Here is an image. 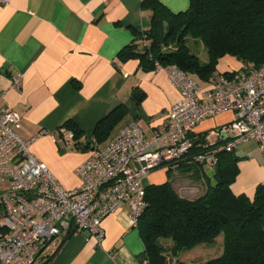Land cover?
<instances>
[{
	"label": "crops",
	"instance_id": "1",
	"mask_svg": "<svg viewBox=\"0 0 264 264\" xmlns=\"http://www.w3.org/2000/svg\"><path fill=\"white\" fill-rule=\"evenodd\" d=\"M144 1L0 3V91L8 90L0 107L17 114L13 130L31 141V152L65 190L80 185L75 170L93 144L110 140L133 119L142 123L146 136H151L179 98L163 70L145 71L138 58L122 60L118 56L151 26L152 11ZM157 1L173 13L187 10L190 2ZM195 50L199 55L205 48L198 43ZM241 66L235 57L225 55L218 60L214 74L237 71ZM190 75L202 89L208 86L209 80ZM15 79L18 86L11 89ZM135 92L143 97L137 100ZM116 109L121 113L117 123L100 143L96 142L93 132L97 122ZM234 117V112L227 111L205 118L190 135L206 134L210 142L219 137L227 139L225 129ZM69 121L82 131L78 139L81 144H76L74 135L69 142L64 139L62 130H70L65 127ZM209 134L215 139L210 140ZM234 152L240 160L231 190L251 196L257 184L264 182L263 156L254 141L239 144ZM165 180V170L155 169L144 184ZM101 227V241L87 231L72 228L70 233L41 242L34 264H146L144 243L126 207L104 217Z\"/></svg>",
	"mask_w": 264,
	"mask_h": 264
},
{
	"label": "built area",
	"instance_id": "2",
	"mask_svg": "<svg viewBox=\"0 0 264 264\" xmlns=\"http://www.w3.org/2000/svg\"><path fill=\"white\" fill-rule=\"evenodd\" d=\"M9 0H0L2 5ZM179 98L166 120L146 136L140 121L130 120L108 141L93 144L88 157L76 168L80 185L63 189L47 165L30 150V142L14 130L17 114L0 107V264H34L41 242L83 230L97 241L103 237L104 217L124 207L132 224L145 205L144 180L149 172L165 169L189 149L190 132L203 119L234 112L227 125L226 149L254 141L264 158V65L246 66L228 74L213 75L204 89L176 65L162 66ZM18 80L10 88H16ZM8 90L0 91L3 101ZM70 141L71 130L63 129ZM214 163L212 156L199 154Z\"/></svg>",
	"mask_w": 264,
	"mask_h": 264
},
{
	"label": "trees",
	"instance_id": "3",
	"mask_svg": "<svg viewBox=\"0 0 264 264\" xmlns=\"http://www.w3.org/2000/svg\"><path fill=\"white\" fill-rule=\"evenodd\" d=\"M189 1L187 10L173 13L157 0H145L152 11L151 26L122 48L119 58H138L145 71L155 70L156 62L173 64L202 80L215 75L218 60L225 55L242 63L239 70L264 65V0ZM198 43L206 50L205 62L193 50ZM134 95L137 100L143 97ZM119 114L116 109L97 122L96 142L109 134ZM65 127L76 140L81 137L75 123L66 122ZM189 138L188 151L164 169L166 180L145 185V205L136 226L146 264H188L181 259L185 252L214 243L219 235L222 252L198 264H264V182L251 196L234 194L231 184L240 158L236 148L226 149L229 138L214 142L206 134ZM199 154L212 156L214 163L199 160Z\"/></svg>",
	"mask_w": 264,
	"mask_h": 264
},
{
	"label": "rangeland",
	"instance_id": "4",
	"mask_svg": "<svg viewBox=\"0 0 264 264\" xmlns=\"http://www.w3.org/2000/svg\"><path fill=\"white\" fill-rule=\"evenodd\" d=\"M197 46L193 45V50L196 53ZM201 59V61L205 62L207 61V53L206 50L204 52H199L198 55ZM209 139L214 140L215 136L214 134H209ZM264 159V158H263ZM8 186V183L6 180H0V190L5 189ZM222 252V235H219L214 243H210L201 247H196L195 249L185 252L181 259L186 261L188 264H198L200 261L210 259L213 257H216L218 254Z\"/></svg>",
	"mask_w": 264,
	"mask_h": 264
},
{
	"label": "water",
	"instance_id": "5",
	"mask_svg": "<svg viewBox=\"0 0 264 264\" xmlns=\"http://www.w3.org/2000/svg\"><path fill=\"white\" fill-rule=\"evenodd\" d=\"M220 135H221V136H224V135H225L224 131H222V132L220 133Z\"/></svg>",
	"mask_w": 264,
	"mask_h": 264
}]
</instances>
